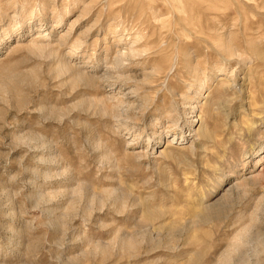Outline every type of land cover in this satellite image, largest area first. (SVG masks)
Instances as JSON below:
<instances>
[{"label": "rangeland", "instance_id": "1", "mask_svg": "<svg viewBox=\"0 0 264 264\" xmlns=\"http://www.w3.org/2000/svg\"><path fill=\"white\" fill-rule=\"evenodd\" d=\"M261 90L264 0H0V264H264Z\"/></svg>", "mask_w": 264, "mask_h": 264}, {"label": "bare ground", "instance_id": "2", "mask_svg": "<svg viewBox=\"0 0 264 264\" xmlns=\"http://www.w3.org/2000/svg\"><path fill=\"white\" fill-rule=\"evenodd\" d=\"M255 58H257L256 57V55L254 56ZM117 59V58H116ZM258 59V58H257ZM242 90V89H241ZM241 90H239V92L241 91ZM262 95H264V92H262V90H261V92H260V97H262ZM124 103V101L123 100H121V99H116V106H120L121 104H123ZM184 113H186V112H184ZM124 115V114H123ZM171 116V115H170ZM168 117V116H167ZM173 120H174V124H176V122H177V120L178 119H174L173 118ZM119 121V120H118ZM263 157H261V158H259L257 161H259V160H261ZM258 163V162H257ZM240 188V187H239Z\"/></svg>", "mask_w": 264, "mask_h": 264}]
</instances>
